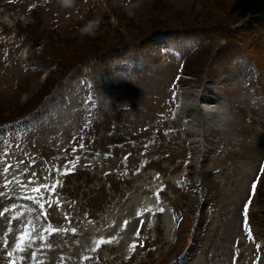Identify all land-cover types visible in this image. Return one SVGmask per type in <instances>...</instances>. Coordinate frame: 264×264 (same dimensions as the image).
Here are the masks:
<instances>
[{"label": "rangeland", "instance_id": "374dc122", "mask_svg": "<svg viewBox=\"0 0 264 264\" xmlns=\"http://www.w3.org/2000/svg\"><path fill=\"white\" fill-rule=\"evenodd\" d=\"M153 1L0 0V31L3 25L11 35L0 36V186L13 175L29 188L60 182L54 193L42 192L51 201L43 210L27 198L35 193L8 201L17 203L21 216L0 217V264H8L3 237L8 235L11 250L25 220L42 235L50 227L77 231L48 232L53 247L42 248L44 241L36 240L24 264H34L33 250L45 264H264V54L258 72L233 53L247 34L264 30L263 7L251 0H229L230 10L226 0H158L156 10L171 31L163 27L145 39L126 22L127 38L110 50L124 54L112 61L104 52L68 62V68L47 59L49 51L54 59L65 57L61 45L91 48L106 30L117 28L113 14L149 33ZM208 3H216L221 16L216 23L236 31L235 37L214 32L211 20L195 23L198 15H209ZM199 46L181 90L179 69ZM63 77L62 86H51L59 98L50 112L29 113L42 100L46 79L53 84ZM203 89L221 105L183 104L195 118L204 115L203 108L215 112L205 116L206 126L187 129L192 133L187 135L176 118L179 96ZM222 112L228 125L218 123ZM7 164L13 167L4 173ZM73 165L75 171L65 174ZM188 172V184L183 183ZM249 201L247 224L254 239L242 215ZM101 237L115 239L99 246Z\"/></svg>", "mask_w": 264, "mask_h": 264}, {"label": "snow or ice", "instance_id": "6c2138e0", "mask_svg": "<svg viewBox=\"0 0 264 264\" xmlns=\"http://www.w3.org/2000/svg\"><path fill=\"white\" fill-rule=\"evenodd\" d=\"M92 98L89 97V100ZM92 103H95V101H92ZM89 118L91 117V112L89 111ZM85 127H87V124H85ZM81 148L84 147V145H80ZM7 155H11L8 153ZM7 155L5 156V162L7 161ZM77 159H79L77 157ZM33 163H35L33 161ZM17 167L19 165H16ZM13 165L12 164H7L6 167H4L3 171L4 173H8L12 169ZM59 171V170H57ZM71 171H75V165L72 166L71 169H66L65 174H69ZM35 173H33V176ZM257 183H259V178H257ZM60 182L59 180L56 181L55 185H41V184H36L34 187L29 188L28 184L20 182L17 176L13 175L11 179H8L7 176H5L4 183L2 186L3 191H0V198H3V200H0V208H2V211H0V217L5 216L6 213H11V219L15 220L18 217L21 216L19 207L17 203H8L9 200H12L14 197H18L19 195H23L25 193H35V196L29 195L27 198L34 200L35 204L38 206L39 209L43 210L45 208L46 203H51V201H45L42 192L44 190H47L49 192H55L56 188L59 186ZM256 184L253 185V189L255 190ZM57 203H59V199L57 197ZM251 204V201H249L245 206L242 208V215L245 219V228L249 232V238L254 239L251 233V228L247 224V218H248V209ZM159 211L161 213L164 212L163 208H160ZM46 214V213H45ZM142 215V213H141ZM7 219V217H6ZM65 219H69L68 214L65 213ZM10 222V221H9ZM125 226H127V221H125ZM27 229V230H25ZM32 229V220H25L21 225L20 228L18 229L19 231V236L14 243V246L12 247L11 250H9V244H8V235L5 234L3 237V248L5 250V255L7 257L8 264H24V261L26 259L24 253L28 251L29 249L32 248L33 244L35 243L36 240H42L44 243L40 245L42 248L46 249H51L53 245L51 243L47 242L46 239V234L48 232L52 233H76L77 229L76 228H55V227H50V228H45L43 229L44 235L41 233H33ZM9 232H11V228L8 229ZM137 237L139 236V230L136 232ZM115 238H104L101 237L98 240V245L103 246L104 244L112 243ZM138 246V240H134L132 244L130 245V248L135 251V249ZM257 247L259 248L260 245L258 244ZM93 251H98V247H94L92 249ZM17 253L20 255L17 257ZM38 252L33 250L31 253V260L34 262V264H45L44 261H38L37 260ZM91 257L85 256L84 260H89ZM63 261V257H61V262ZM258 264V262H257Z\"/></svg>", "mask_w": 264, "mask_h": 264}, {"label": "trees", "instance_id": "16d2710c", "mask_svg": "<svg viewBox=\"0 0 264 264\" xmlns=\"http://www.w3.org/2000/svg\"><path fill=\"white\" fill-rule=\"evenodd\" d=\"M251 1L254 4V6H256V8H260V7L264 8V0H251ZM230 3H231V1H229V0H226L224 2V5L228 8V10H230L232 8L231 5L233 3H231V5H230ZM157 4H158V0H154L153 1V14H155V18L151 22L152 26L150 28V32L149 33L145 32V31L144 32L141 31L140 28L139 29L135 28V25H133V23L131 21H129V19H126L125 16L124 17L121 16L120 18L117 17V19H116L117 20V28L114 29V30H112V29L111 30L110 29L106 30L104 32L105 38L103 39L104 36L101 37V38L98 37L96 40H94L91 43L92 44L91 48H88V49H85L84 51L83 50L81 51V50H76L74 48H69V47H65V46L61 45V47H63L62 55H65V57H68V58H65V57L61 56V58L54 59V58H52L54 56L50 57L52 55L50 53V51L48 52V55H50V56H48V58L52 59L53 61H57V63H59L60 66H61V64H64L65 65L64 67L68 68L69 67V65H67L68 62L71 65V63H73V61L76 62L78 59H79L78 62H80V58H83V59L87 58V57L97 58L98 56H101L100 55L101 52L106 53L104 56L109 55L111 53L110 50H114V49L118 48L117 44H119V42H118L119 40L118 39L120 37L123 36V38H127L125 36V34H127L126 30H128V29L124 28V24H122V23H126V22H127V27H129L131 30H133L136 33H140L139 35H141V36L145 35V36L142 37V38H145V39L147 37H149L151 34H153L155 32H158V31H161L162 29H164L163 27L168 28L165 31H171L172 30V25L170 24V22L167 21V23H166L164 21L165 18H163V16L161 14H159L161 11L159 13L157 12V10H156ZM208 8L211 9V11H209V9H207V12H209V15L208 16L207 15L206 16L198 15L195 23H197V24L200 23V22L204 23L205 21L209 22V20H211L210 22H213L214 24H216V25L212 26L214 32H217L221 36H223L224 32H228L229 34L230 33L233 34V36L235 37V34H237L236 31H229V30L225 31L226 28L224 30L222 24L218 25L216 23L215 20L221 18L220 12H219V9L216 6V3L215 4L214 3H208ZM202 17H207L208 20H206L205 18H202ZM199 19H201V21ZM106 32H115V33H117L118 34L117 38H116V36L114 38L109 37L110 34L106 33ZM237 32L238 33L242 32V29L237 30ZM231 34H230V36H231ZM230 36H228V37H230ZM230 38H232V37H230ZM255 39H257L258 41H254ZM263 39H264V30L262 28L259 30V32L249 33V34H247L246 38L243 39L244 42H242V44H240L241 47L235 49V51L233 53L235 55L247 56L248 58L253 60L256 64L260 65L262 63V59H261L262 56L261 55L264 54ZM259 41H260V43H259ZM133 42H135L134 41V37H133ZM208 44H206V45H208ZM89 45H90V43H89ZM89 45H87V46H89ZM44 55L46 56V54H44ZM206 61H209L208 58H207ZM62 75H65V72ZM48 79L45 81V84H46L45 87L46 88L44 89L43 95L41 96L43 98L47 94H49L51 92V90L53 89L52 88L53 85L54 84L56 85V83L58 82L57 81V82H54L53 84H51V83L47 84L48 83Z\"/></svg>", "mask_w": 264, "mask_h": 264}, {"label": "bare ground", "instance_id": "6f19581e", "mask_svg": "<svg viewBox=\"0 0 264 264\" xmlns=\"http://www.w3.org/2000/svg\"><path fill=\"white\" fill-rule=\"evenodd\" d=\"M206 89H203V91L199 90L198 93H188V94H185V97L181 95V103H182V106L181 108L176 111V118H181V122L183 121V119L187 121V123L183 124V128H182V132H188L187 129H191L193 130V128L195 126H199L200 128L202 126H206V122H205V116H207L209 114V112H214L212 109H206V108H203L202 110V113H204V115H199L197 116V118H195L194 116H190L188 113V111L185 110L184 108V105L186 107V103L188 101H191V100H194V102H198V104H205V105H210L212 106L213 108L216 106L220 107L219 103H217V101L215 100H209V94H206ZM59 91H55L52 96L48 97L47 101L44 103V105L42 106V108L40 109V112L43 116H45V112L49 111V107L51 105H53L56 100L59 98ZM180 99V98H179ZM193 102V103H194ZM190 103V102H189ZM188 103V104H189ZM192 103V104H193ZM184 104V105H183ZM196 105V104H195ZM207 107V106H206ZM202 108V107H201ZM187 109V107H186ZM195 109H198V108H195ZM220 109V108H219ZM42 111L44 112V114L42 113ZM190 111V110H189ZM215 113V112H214ZM207 120V119H206ZM218 123L221 125H228V123H230V118L228 117V115L225 113V112H222L220 115H219V119H218ZM189 126V127H188ZM198 127V128H199ZM190 130V131H191ZM199 130V129H198ZM188 132L187 135H191L192 133L191 132ZM193 132V131H192ZM193 136V135H192ZM193 143V142H192ZM196 143V142H195ZM194 143V145H195Z\"/></svg>", "mask_w": 264, "mask_h": 264}, {"label": "clouds", "instance_id": "9594fccd", "mask_svg": "<svg viewBox=\"0 0 264 264\" xmlns=\"http://www.w3.org/2000/svg\"><path fill=\"white\" fill-rule=\"evenodd\" d=\"M68 0H65V3L67 4ZM85 31H87V29H85Z\"/></svg>", "mask_w": 264, "mask_h": 264}]
</instances>
